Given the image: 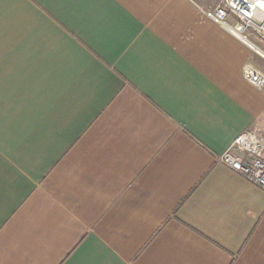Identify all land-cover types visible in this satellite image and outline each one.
Segmentation results:
<instances>
[{
  "label": "crops",
  "instance_id": "0c3cea01",
  "mask_svg": "<svg viewBox=\"0 0 264 264\" xmlns=\"http://www.w3.org/2000/svg\"><path fill=\"white\" fill-rule=\"evenodd\" d=\"M206 9L0 0V264H264V192L219 161L264 135V51Z\"/></svg>",
  "mask_w": 264,
  "mask_h": 264
},
{
  "label": "built area",
  "instance_id": "2783aa9c",
  "mask_svg": "<svg viewBox=\"0 0 264 264\" xmlns=\"http://www.w3.org/2000/svg\"><path fill=\"white\" fill-rule=\"evenodd\" d=\"M204 15L241 41L249 40L250 30L264 38V0H222ZM243 77L251 85L264 88V73L252 64L244 66ZM219 161L264 192V135L259 130L239 135Z\"/></svg>",
  "mask_w": 264,
  "mask_h": 264
},
{
  "label": "rangeland",
  "instance_id": "374dc122",
  "mask_svg": "<svg viewBox=\"0 0 264 264\" xmlns=\"http://www.w3.org/2000/svg\"><path fill=\"white\" fill-rule=\"evenodd\" d=\"M200 1H201V4H203L204 6H206V8H208L206 10H209V9H213L216 6H218L222 0H200ZM247 34H248L249 40L259 45V47L264 51L263 36L259 32L254 31V30H250ZM255 61H256L255 66L257 67V69L264 73V59L261 56L257 55L255 58Z\"/></svg>",
  "mask_w": 264,
  "mask_h": 264
},
{
  "label": "bare ground",
  "instance_id": "6f19581e",
  "mask_svg": "<svg viewBox=\"0 0 264 264\" xmlns=\"http://www.w3.org/2000/svg\"><path fill=\"white\" fill-rule=\"evenodd\" d=\"M245 41H247V40L245 39Z\"/></svg>",
  "mask_w": 264,
  "mask_h": 264
}]
</instances>
